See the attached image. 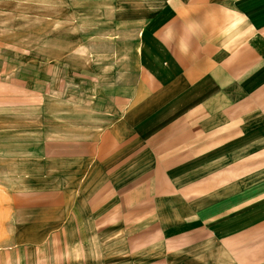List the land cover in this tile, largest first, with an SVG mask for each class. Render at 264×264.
Here are the masks:
<instances>
[{
	"label": "crops",
	"instance_id": "crops-1",
	"mask_svg": "<svg viewBox=\"0 0 264 264\" xmlns=\"http://www.w3.org/2000/svg\"><path fill=\"white\" fill-rule=\"evenodd\" d=\"M108 6L0 84V264H264V0Z\"/></svg>",
	"mask_w": 264,
	"mask_h": 264
},
{
	"label": "rangeland",
	"instance_id": "rangeland-1",
	"mask_svg": "<svg viewBox=\"0 0 264 264\" xmlns=\"http://www.w3.org/2000/svg\"><path fill=\"white\" fill-rule=\"evenodd\" d=\"M112 2L113 0H0V84L10 75L16 77V74L38 79L40 85L45 84L49 80L50 58L63 60L66 47L82 40L71 39L73 35L92 30L95 26L104 32L112 29L110 22H104V19H111L113 11L108 5ZM90 42L99 48L110 45L106 39H92ZM81 60L80 51L70 57V62L78 65ZM53 72L55 73V69ZM58 73L60 71H57V75ZM25 114L0 111V129L20 117L24 118ZM36 119L37 114L32 120ZM10 138L8 135L0 136V145ZM10 161L7 160L8 164Z\"/></svg>",
	"mask_w": 264,
	"mask_h": 264
}]
</instances>
